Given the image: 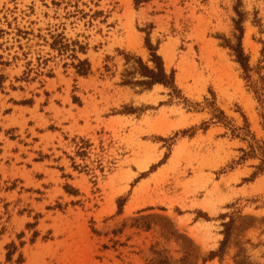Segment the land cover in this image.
I'll use <instances>...</instances> for the list:
<instances>
[{"label": "rangeland", "instance_id": "obj_1", "mask_svg": "<svg viewBox=\"0 0 264 264\" xmlns=\"http://www.w3.org/2000/svg\"><path fill=\"white\" fill-rule=\"evenodd\" d=\"M147 42L176 93L122 84ZM263 46L264 0H0V264H264V174L200 110L264 140Z\"/></svg>", "mask_w": 264, "mask_h": 264}, {"label": "trees", "instance_id": "obj_2", "mask_svg": "<svg viewBox=\"0 0 264 264\" xmlns=\"http://www.w3.org/2000/svg\"><path fill=\"white\" fill-rule=\"evenodd\" d=\"M142 2L143 0H135L136 5H139ZM237 15L239 17L238 20L235 22L236 29L239 32V36L236 39L237 43L235 46H232L231 44H227L226 46L233 52L236 62L240 65L244 73H248L249 72L248 58L244 55L243 49L241 47V39L243 35V28L241 26L242 14L237 12ZM146 45L150 53L148 63H150L151 65L149 66L148 64L143 63L141 59L127 58L126 60L127 63L131 60L135 65V69L132 74L138 75L141 78V80L135 82H132L130 80H125L122 82V84L127 86H139L143 90H150L154 86L159 85L171 90L173 93H176L177 90L174 83V74L173 73L167 74L161 57L156 54V49H154L149 44V42H147ZM51 47L53 49L57 47V50L60 53H64L69 49V46L63 44L62 41H55ZM262 54L264 57V46L262 49ZM70 57L71 59L78 61L77 65L74 67L76 70V74L78 76L85 77L90 73V65L87 61H79L75 55H71ZM0 66H7V63L4 64L0 62ZM4 80L5 78L3 76H0V87H2ZM24 103H28V102H24ZM195 107H200V106L195 105ZM206 109H208L209 114L211 115L210 122L221 125L224 128L231 130L232 136L238 138L241 142H243L246 145V149L240 150L242 156L240 157L239 162L244 163L247 160L258 161V164L254 166L255 172L252 174L251 178L254 179L258 175L264 174V140H258L250 132L246 120L242 128L234 129L231 125V121L228 120V118L219 108L215 107L214 103L206 102L205 107L200 108V110H206ZM203 125H204V130H207L208 123ZM263 130H264V117H263ZM186 133L187 131L183 132V134ZM235 133H237V135H235ZM146 228L149 229V227ZM225 228L226 230L224 232V239L221 242L219 249L216 252H211L209 254V260L222 257L225 246L229 240L228 225H225ZM6 250L8 251L6 254V262L10 263L12 261L13 255L17 251V248L15 247L14 244H10L9 246L6 247ZM20 260H21V256H19L18 263L20 262Z\"/></svg>", "mask_w": 264, "mask_h": 264}]
</instances>
